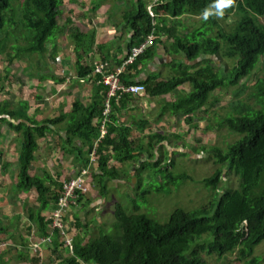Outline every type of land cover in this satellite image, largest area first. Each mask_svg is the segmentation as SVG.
Instances as JSON below:
<instances>
[{"label": "trees", "instance_id": "16d2710c", "mask_svg": "<svg viewBox=\"0 0 264 264\" xmlns=\"http://www.w3.org/2000/svg\"><path fill=\"white\" fill-rule=\"evenodd\" d=\"M16 1L18 0H0V35L11 27L12 40L17 42L19 37L15 35L14 27L18 24L28 33L30 44L25 49L14 47L17 56H10L9 62L20 59L21 51L28 49L30 54L48 53L49 58L56 64L55 55L60 49L56 40L64 34L76 44L77 73L73 75L70 71L72 66L68 65L63 72L69 74L70 78L75 77L76 83L85 84L91 81L94 84L92 96L87 102L77 98L68 112L41 120H37L35 115L12 110L7 101H0V125L6 124L11 132L20 137L19 157L16 162L17 191L34 199V204L28 208L25 231L30 236L36 230L38 238L50 240L53 249H50L49 257L55 259L53 264H210L202 257V252L219 257L236 253V258L242 260L243 264H264V258L254 254L256 247L264 245V26L259 22L264 18V0H235L234 6L228 8L224 14L237 18L231 32L222 30L217 17L211 16L208 20L203 19L201 27L184 36L180 35L177 28L170 27L169 23L176 19L178 25L182 26L178 20L202 17L203 11L210 8L214 0H164L162 4L152 6L154 18L149 12L152 3L148 6L147 0H115L118 4L129 6L116 28L117 34L127 32L130 36L125 48L126 55L115 62V67L109 63L110 56L105 55L103 48L107 44H98L95 33L90 36L81 32L72 19H67L58 27L63 0H21L23 4L20 7L18 23L12 16ZM103 1L105 0H96L97 6L93 12L101 8ZM203 29L205 30L202 32ZM151 36L152 45L133 64L125 66L124 62L132 49L138 48ZM118 43L117 51L122 54L125 49ZM47 44H50L49 49ZM162 47L173 56L182 55L186 63L169 78L154 77L152 74L141 78L143 68H147V63L159 56ZM8 48V39L0 40V56L7 53ZM96 53L104 57L99 63L96 62ZM221 54L235 59L232 68L217 66ZM187 62L200 64L191 70L192 66ZM106 63L111 69L123 67L124 71L120 75L123 84H143V95L147 94L150 99H163L165 106L162 111L170 110L174 118L183 116L184 122L192 128H199L195 121L197 115L201 112L207 114L208 107H215L220 103L219 96H215L218 90H231V113L222 117L218 126L226 127L238 139L226 149H209L216 164L220 165L210 177L203 180L205 186L214 193V202L210 205L192 213L176 210L165 224H159L145 215H127L123 207L117 205V235H102L92 240L89 239L90 228L76 216L77 230L80 233L87 231L88 235L82 238L81 234L76 236L72 254L66 249L64 238L60 237L58 230H49L52 220L43 217V213L55 210L64 183L59 182L61 174L53 176L43 169L41 175L31 174L32 163L37 160L38 141L55 134L63 152L75 156L76 164L81 166L79 172L89 169L90 192L94 185L100 196L105 198L108 182L119 176L115 163L138 161L142 154L155 157L153 150L167 138L162 133L150 134L147 145L135 146L132 138L133 127L143 131L149 122L134 119L128 123L121 122L129 102L142 96L123 94L119 101L111 100L112 110L107 122V135L96 144L100 137L101 119L108 92V86L101 80L102 74L96 72V69L99 64ZM250 76L253 78L252 84H244L242 80ZM68 77L63 75L53 79L56 83H64ZM176 90L178 95L174 97ZM51 94H55V87ZM248 101H252L254 107ZM207 128L210 130L213 126L208 124ZM0 138H3L1 133ZM95 152L97 162L92 160ZM3 155L0 150V159ZM150 165L154 167L153 173L156 176L170 178V181L191 178H175L169 165L161 166L160 159ZM142 167L145 168L144 162ZM224 167L238 177L237 190L220 191ZM51 186L57 187V190L51 191ZM87 195H82L70 211L78 205L87 210L90 205L86 201L89 197ZM147 195V192L143 193V198ZM139 211L137 208V212ZM65 217L63 220L67 222ZM19 221L20 217L17 226ZM1 234L13 240L16 236L0 220ZM21 240L23 247L17 251L18 261L40 264L39 257L29 254L25 238L21 237ZM63 250L69 253L67 257H62ZM47 260L50 261L49 258Z\"/></svg>", "mask_w": 264, "mask_h": 264}, {"label": "rangeland", "instance_id": "374dc122", "mask_svg": "<svg viewBox=\"0 0 264 264\" xmlns=\"http://www.w3.org/2000/svg\"><path fill=\"white\" fill-rule=\"evenodd\" d=\"M22 4L21 0L16 1L13 7L15 13L11 14L17 23L21 15L20 7ZM126 5L118 4L115 0H105L101 4V8L97 12H93L97 6L96 0H76L75 2L63 0L62 16L58 19V27H61L67 19H72L81 32L90 36L95 33L96 36L106 37L105 40H110V38L117 40L116 28L122 22L123 13L129 8ZM216 19L219 27L227 33L233 31L237 20L234 15H224L222 18L217 17ZM178 21L181 22L182 26L178 25L176 19H173L169 26L177 28L180 35L184 36L186 33L201 27L203 18H183ZM259 22L264 26V18L260 19ZM14 30L15 35L19 37L17 42L12 40L13 30L11 27L7 29L6 33L0 35L1 41L8 39L9 42L7 53L0 56V101H7L12 110L21 111L23 114L29 113L30 116L35 115L37 120L68 112L77 98L88 101V90L84 85L78 86L75 77L69 78V86H62V83H56L53 79V77L58 78L63 75L70 76L63 72L67 69L64 67V61L72 66L70 71L73 75L77 73L76 62L73 61V58L74 60L77 58L74 50L76 44L72 43L68 36L62 34L57 37L56 42L60 44V49L55 55L56 64L49 58L48 53L43 55L30 54L27 52L28 49L21 51L20 59H15L10 63L8 58L17 56L16 50H13L14 47L20 46V48L25 49L30 44L28 33L24 28L17 24ZM113 35H115L114 38ZM116 42H120V40L118 39ZM115 44L102 48L105 49V52L107 50L112 51L114 48L112 49L111 46H116ZM49 48L50 44H47V49ZM174 60V63L171 64L163 60V65H157V71L153 72L152 76L169 78L174 75V71L178 72L179 67L186 63L182 55L175 56ZM234 60V58L231 59L221 54L217 66L224 65L230 69L233 67ZM187 63L192 66L191 70L196 69L200 64ZM149 64L147 63V67ZM252 80L253 78L250 76L243 79L242 82L250 85ZM53 87H55V94L52 95ZM180 92H182V88ZM176 94L178 95L177 90L174 97ZM216 95L219 96L220 103L215 107H208L207 114L201 112L196 116L195 121L199 126L198 129L186 124L183 116L174 118L170 110L163 112L165 105L161 98L150 99L147 94H144L132 101L135 112L131 114L127 111L122 117L127 119V117L131 118L132 116L131 120L136 121L146 118L149 122L143 131L133 127L134 145H147L150 134L162 133L167 138L165 142L158 144L153 150L155 157L142 154L138 161H130L125 164L115 163L119 176L116 180L108 182V193L105 198L100 196L94 185L92 186V192L86 198L90 204L89 208L85 210L78 205L67 216L65 223L69 229L68 235L72 236L70 238L75 239L78 234H81V238L88 235L87 231L80 233L77 230L76 216L85 226L90 228V240L102 235L115 237L117 235L115 231V208L117 205H121L127 215H145L159 224H165L176 210L192 213L214 202V193L205 186L203 180L210 177L220 165L216 164V159L213 154L209 153V149L213 147L226 149L229 144L238 139L226 127L218 126L221 118L231 113L230 101L233 94L231 90L226 92V90L220 89L215 93ZM171 96L173 97V95ZM248 103L254 107L252 101H248ZM208 124L212 125L213 128L209 130ZM0 133L3 136L2 139L0 138V150L4 153L0 159V220L12 233L16 234L15 239L20 242L24 233L25 237L28 238L32 237V233H34V237H38L36 230L31 232L30 236L25 231L28 224V208L34 204V199L30 195L19 194L16 187L18 172L16 162L19 157L20 137L11 132L6 124L0 125ZM99 135H101L100 131ZM98 141L99 139L96 140V142ZM156 159L161 160L162 167L169 165L175 178L181 176H190L191 178L188 177L183 181L180 179L170 181V178H164L161 175L156 176L153 173L154 167L150 165L155 163ZM149 160H153V162H147ZM143 162L145 168L142 167ZM170 163L174 165L171 166ZM32 166L31 174L41 175L42 169L53 176L61 174L59 182L75 178L77 177L76 173L79 172L75 156L69 157V154L65 152L63 154L60 141L55 134L39 141L37 160L32 163ZM222 180L220 191L224 189L237 190L238 177L225 167ZM50 190L55 192L57 187L51 186ZM146 192L148 195L143 198V193ZM137 208H139V212H137ZM50 213L48 212L44 216L46 217ZM18 217H20V221L17 226ZM17 227L18 229H16ZM2 236L4 235L1 234L0 237ZM2 240L8 241L9 239L4 237L0 239V242ZM3 247L6 252L5 256H8L3 264H23L17 259L18 250L5 243ZM34 252L32 255L40 258L38 254L40 251L37 249ZM63 252L62 257H67L69 253H72L70 251L68 253L66 250ZM201 254L210 264L244 263L236 258V253L222 257L207 255L203 252ZM254 254L259 258H264V245L256 247ZM53 263H55V259L50 258V261L44 259V262L40 264Z\"/></svg>", "mask_w": 264, "mask_h": 264}, {"label": "built area", "instance_id": "2783aa9c", "mask_svg": "<svg viewBox=\"0 0 264 264\" xmlns=\"http://www.w3.org/2000/svg\"><path fill=\"white\" fill-rule=\"evenodd\" d=\"M164 0H153L152 5L149 7V12L154 18L155 15L152 12L153 5H160ZM153 43V36L149 37L146 42L141 44L138 48H133L130 56L124 62V65L133 64L134 61L146 51ZM124 71L123 67H116L114 69L109 68V64L98 65L96 72L102 74V82L108 86L107 98L105 102V109L103 111V118L101 119L99 141L96 142L98 145L99 142L105 138L107 135V122L112 110V99L119 101L123 94L129 95H143L145 92V86L143 84H123L120 79L121 73ZM93 162H97L96 152L92 154ZM89 169H83L82 172H79L77 177L70 179L69 181L64 182L63 192L55 204V210L49 215L52 220L51 228L58 230L60 237L64 238L66 249L74 253V238L68 235L69 229L65 221L63 220L66 214L72 209V205H77L78 200H80L82 195H87L90 192L89 187ZM79 193V195H78ZM49 242V239H42L34 244L32 247L34 251L39 248L41 243Z\"/></svg>", "mask_w": 264, "mask_h": 264}, {"label": "crops", "instance_id": "0c3cea01", "mask_svg": "<svg viewBox=\"0 0 264 264\" xmlns=\"http://www.w3.org/2000/svg\"><path fill=\"white\" fill-rule=\"evenodd\" d=\"M147 2H148V6L149 5H151V3H152V0H147ZM114 36L115 35H113V38H114ZM97 37V41H98V44H101V45H103V44H107V46L109 45H111V44H113V43H115L118 39H121V41L118 43V42H116V43H118V44H120L121 43V45L124 47V49L126 48V46H127V41H129V35H128V33L127 32H125L124 34H117V37L116 38H118L117 40H112V38H110V40H105L106 39V37H104V36H102V37H100L99 35L98 36H96ZM124 37V38H123ZM104 38V39H103ZM116 46H111L112 47V51H110V50H107L106 52H105V55L107 56V55H109L110 56V59H109V63L111 64V66L112 65H114L113 67H115L116 66V61L117 60H119V59H122L123 58V56L124 55H126V49H125V51H124V53H120L119 51H117V48H118V46H117V44H115ZM75 50V49H74ZM96 55H97V58H96V62L97 63H99V62H101L102 60H103V55H101V54H99V53H96ZM159 56H156L151 62H149L150 64H149V66L147 67V68H143V70L141 71V75H140V77L141 78H145V77H147L148 75H150V74H153V72H156L157 71V65H163V60L164 61H166V63H172V61H173V59L175 58V56H173V55H171V54H169V53H167L165 50H164V48L162 47L161 49H160V52H159V54H158ZM103 57V58H102ZM73 61H75L76 62V60H74V58H73ZM77 63V62H76ZM63 64H64V67H67V65L68 66H70V63H68L67 61H64L63 62ZM142 68V67H141ZM69 78L70 77H68L67 78V81L66 82H64V83H62V86L63 85H70V80H69ZM84 85V87L88 90V92H89V96L87 97V99L90 97V96H92V93H93V86H94V84H93V82H91V81H88V82H86L85 84H81L80 82L78 83V86H83ZM135 97H138V96H135ZM127 111H129L131 114H133L134 112H135V106L132 104V101L131 102H129V104L127 105V109H126V111H124L123 112V114L124 113H126ZM132 117V116H131ZM129 120L131 121V118H129V117H127V119H125L124 117H121V122H124V121H127L126 123H128L129 122ZM145 120H147L146 118H145ZM40 141V140H39ZM39 141H38V143H39ZM79 144V143H78ZM63 154H64V152H63ZM74 155H69V157H73ZM79 165L80 164H78L77 166H78V168L77 169H79V171L81 170V166L79 167ZM76 169V170H77ZM74 172H75V170H74ZM79 174V172L78 173H76V176ZM64 182H66V181H64ZM63 182V183H64ZM92 192V191H91ZM91 192L88 194V195H90L91 194ZM87 195V196H88ZM50 212H52V211H50ZM70 212H72V211H70ZM46 213H48V212H45V213H43V217H45L44 215L46 214ZM51 214V213H50ZM49 214V215H50ZM49 215H46V219L48 220V219H50V217H49ZM66 219H67V217H65ZM49 230L50 231H52V229H51V227H49ZM5 236H2V237H0V239H2V238H4ZM24 237H25V235H24ZM25 240H26V242L28 243V251H30V254H31V256H32V254H34L35 252H34V250H33V246H34V244L36 243V242H38V241H41L42 239H40V238H38V237H34V233H32V237H30V238H26L25 237ZM4 243L5 244H7L8 246H10V247H14L16 250H19V249H22V241H18V240H16V239H9L8 241H6V240H2V242H0V255L2 256V259H0V263L1 264H3L4 262L3 261H6V259H7V257L8 256H5V251H4ZM47 244V245H46ZM50 249H53V247L51 246V244H50V240H49V242H45V243H41L40 245H39V248H38V250L40 251L38 254L40 255V261H41V263H43L44 262V259L46 260L47 258H49L50 259V257H49V252H50ZM64 253V252H63ZM62 253V254H63ZM37 254V255H38ZM9 259V258H8ZM23 264H27V263H23Z\"/></svg>", "mask_w": 264, "mask_h": 264}, {"label": "clouds", "instance_id": "9594fccd", "mask_svg": "<svg viewBox=\"0 0 264 264\" xmlns=\"http://www.w3.org/2000/svg\"><path fill=\"white\" fill-rule=\"evenodd\" d=\"M234 4L235 0H214L213 5L203 11L202 18L204 20H208L211 16L222 18L225 14V11L228 8L234 6Z\"/></svg>", "mask_w": 264, "mask_h": 264}, {"label": "water", "instance_id": "95a60500", "mask_svg": "<svg viewBox=\"0 0 264 264\" xmlns=\"http://www.w3.org/2000/svg\"><path fill=\"white\" fill-rule=\"evenodd\" d=\"M244 227V226H243Z\"/></svg>", "mask_w": 264, "mask_h": 264}]
</instances>
